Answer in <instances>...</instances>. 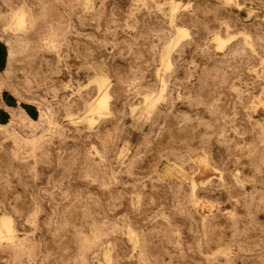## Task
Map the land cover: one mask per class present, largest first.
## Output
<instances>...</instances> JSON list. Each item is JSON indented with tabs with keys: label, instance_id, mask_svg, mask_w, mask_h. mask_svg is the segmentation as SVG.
<instances>
[{
	"label": "rangeland",
	"instance_id": "obj_1",
	"mask_svg": "<svg viewBox=\"0 0 264 264\" xmlns=\"http://www.w3.org/2000/svg\"><path fill=\"white\" fill-rule=\"evenodd\" d=\"M177 1L0 0V264H264V0Z\"/></svg>",
	"mask_w": 264,
	"mask_h": 264
},
{
	"label": "bare ground",
	"instance_id": "obj_2",
	"mask_svg": "<svg viewBox=\"0 0 264 264\" xmlns=\"http://www.w3.org/2000/svg\"><path fill=\"white\" fill-rule=\"evenodd\" d=\"M169 6H170V18L169 22L171 26L174 28L175 31L178 32L183 31L186 32L185 29H181L175 24V15L181 7H185L186 5L181 4L177 0H169ZM11 19V18H10ZM27 14L25 10H20L13 16L11 26L15 28L16 30H24L27 26ZM181 32V34H183ZM182 36V35H181ZM183 37V36H182ZM181 38V37H180ZM213 41L216 44L217 49H222L227 42L226 40L222 39L219 35H215L213 37ZM179 40L176 36H172L171 40L168 42L165 50L162 52V60H163V68H169L170 67V61H171V52L172 50L178 45ZM214 44V46H215ZM162 73V72H161ZM102 77V76H99ZM103 78L99 79L102 80ZM160 79V88L157 91L158 94L164 96L165 94V86H164V80L163 77L159 74ZM108 86V85H107ZM100 85V88L97 92L96 97L92 98L91 100L87 101L85 103V109L83 115L80 117H77L75 120L81 121L86 120L94 117L95 115L100 114H109V105H108V87ZM156 93V95H158ZM155 94V93H154ZM143 100V99H142ZM263 104V103H262ZM86 116V118L83 119V117ZM72 117V116H70ZM198 165L200 166V172L194 174V179L198 183H207L209 181V178L212 174H216V168L212 164L211 160L205 155V154H199L194 159ZM165 162V161H164ZM164 164V163H163ZM172 164H179L181 165V162L178 161V159H173L171 161H168L164 164V171L168 168V166H171ZM195 164V163H194ZM163 167V165H162ZM163 169V168H162ZM186 174V172H184ZM11 219L10 217L6 215H0V241L7 240L10 242H14L16 240V234L12 229L11 225ZM26 235V234H24ZM107 260V259H106ZM103 262V261H102ZM109 263V262H108ZM105 264V263H102Z\"/></svg>",
	"mask_w": 264,
	"mask_h": 264
}]
</instances>
